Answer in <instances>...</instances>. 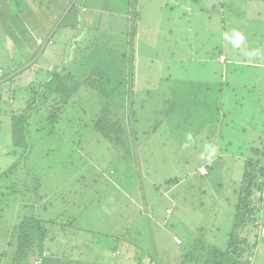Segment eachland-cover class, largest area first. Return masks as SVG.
<instances>
[{"label":"rangeland","instance_id":"rangeland-1","mask_svg":"<svg viewBox=\"0 0 264 264\" xmlns=\"http://www.w3.org/2000/svg\"><path fill=\"white\" fill-rule=\"evenodd\" d=\"M42 1L54 12L42 22L51 19L53 23L68 2ZM93 1L80 2L87 16L93 11L101 15L93 6L99 4L112 8V12L106 11V16L113 13L117 20L109 29L106 17L101 16L87 32L80 25L74 31L62 32L60 36L66 40L72 42L77 38L79 43L74 47L70 42L64 43L56 56H52L51 51L55 52L52 48L41 53L33 66L32 81L38 76L45 78L46 66L50 69L63 59V65L72 69V63L85 46L91 45L95 35H110L118 28L121 31L118 42L122 45L128 19L126 11L123 12L127 5L124 7L122 2L127 0ZM213 1L136 0L131 107L136 147L124 134L110 138L91 129L99 102L104 100L94 89L97 85L107 86L103 74H89L90 86H81L80 98H72L68 105L62 106L65 112L54 135L31 138L41 139L28 166L35 167L32 172L42 182L40 190L48 195V214L62 213L59 216L62 223L66 222L67 214L75 215L79 222L78 229L65 226V232L53 227L51 246L66 254L69 262L65 264H135L128 255L136 258L155 255L163 264H180L182 255L198 237L209 245L226 244L244 162L250 146L264 136V64H260L264 62V45L259 44V33L249 30L259 29V23L264 26V18L247 20V14L243 13L248 9L259 15L264 10L260 6L255 11L247 8L245 0H225L222 10L210 5ZM29 4L32 10L36 9L32 0ZM228 4L231 5L226 9ZM223 11L224 21L232 20L236 30L242 24L247 27L242 32L245 40L239 47L221 37ZM20 17L9 18L10 27L0 18L3 71L16 66L11 57L17 60L22 54L26 61L30 60L49 34L40 21L27 20L22 13ZM222 54L228 57V62H222ZM39 68L42 72L36 76L34 71ZM118 81L114 80L113 85L120 84ZM0 107L2 120L10 107L4 104ZM87 122L89 125L84 126ZM188 133L192 134L193 142L184 147ZM7 142L5 123L0 126V153ZM205 144L216 148L211 163L201 158ZM0 161L3 163L1 158ZM205 171L207 175L199 174ZM12 199L9 198L4 215L0 216V254L8 248L4 232L19 213V200L10 202ZM39 207L36 205V212L41 211ZM260 225L264 227L263 223ZM252 264H264V250L255 254Z\"/></svg>","mask_w":264,"mask_h":264},{"label":"trees","instance_id":"trees-1","mask_svg":"<svg viewBox=\"0 0 264 264\" xmlns=\"http://www.w3.org/2000/svg\"><path fill=\"white\" fill-rule=\"evenodd\" d=\"M78 1L68 0L61 15L53 23L51 19L42 22V19L54 15L51 8L42 0H32V6H36L35 10L30 8L29 0H0V18L5 22L12 17H15V20L21 19L20 13H22V17L26 16L27 20H38L44 30H49V34L36 48L30 60L26 61L21 54L18 56V61L11 57V62L16 66L9 70L3 71L0 65V105L10 107L9 113L5 114L2 120L0 119L1 127L7 123L8 133L7 145L1 149L0 153V158L3 160V163L0 161V216L4 215L9 198H13L10 202L19 200L16 221L8 225V222L2 220L5 225H8L3 237L7 241L8 248L1 252L0 264H34L33 262L37 260V264L69 262L65 253L58 252L51 246L55 236L53 227L59 228L62 232L66 231L65 226L78 229V219L76 221L74 214H72L74 216L67 214L66 222L62 223L59 219L62 213L56 216L48 214L50 200L48 195L40 190L42 182L32 172L35 167L29 168L28 164L36 143L41 140L38 138L32 141L31 138L50 136L57 132L55 127L62 121L60 117L63 115L62 112H65L62 106L65 107L72 98H80L81 86H90L88 85L89 74L93 76L103 74L105 75L103 80L107 83V86H94L104 100L99 102L97 117L91 129L110 138L112 135L117 137L124 134L136 147L131 110L137 30L136 0L122 2L124 7L127 5L123 12L126 11V15L128 14L126 26L123 29L125 35L124 40H121L122 45L118 42L120 38L118 39L117 35L121 34L118 28L110 35L103 33L95 35L91 45L85 46L81 56L72 63L74 65L72 69L68 65H63V59L60 64L55 63L50 69L46 66L45 78L41 79L38 76L42 72L41 68L35 70L38 83L37 80L32 81L33 66L41 53L46 49L51 51L50 48H52L55 52L51 51V54L56 56L59 53L58 50H62L64 43L70 42L71 47L79 43L77 38L72 42L66 40L64 36H60L62 32L74 31L79 25L83 31H86L88 27L92 29V23L101 16L106 17L109 29L114 19L117 20L113 13L106 16L108 14L106 11H111L112 8H102L99 4L93 6L100 11L101 15L98 16L93 11L91 16H87L86 8L80 6L83 0L80 1L81 3ZM31 11L32 16L29 15ZM112 15L114 17H111ZM27 24L25 22V25ZM5 26L10 27V24L7 22ZM96 29L95 25L94 31ZM16 33H18L17 29H15ZM82 35L83 33L79 37ZM34 38L36 42L37 37ZM224 39L226 42H232L229 37ZM29 63L32 64L23 68ZM118 79L120 84L113 85L114 80ZM22 83L28 84L23 86ZM49 102H51L50 107L47 106ZM1 111L2 107H0ZM40 112L44 113L39 114ZM88 125L87 122L84 126ZM263 143L264 137H260L256 145L250 146L249 157L244 162L242 179L234 204L233 223L226 244L223 247L209 245L204 239L198 237L182 255L180 264H252L255 254L259 250H264L260 249L261 246L264 247V227L260 225L261 223L264 225V218H262L264 217ZM206 173L207 171L199 172L201 176L207 175ZM172 181L175 180L167 182ZM36 205L40 206L41 211L36 212ZM75 224L76 227H73ZM119 237L121 236H114V238ZM109 239L117 241L113 238ZM128 256L129 260L135 264H163L155 255L143 257L140 255L139 258H136V255Z\"/></svg>","mask_w":264,"mask_h":264},{"label":"crops","instance_id":"crops-1","mask_svg":"<svg viewBox=\"0 0 264 264\" xmlns=\"http://www.w3.org/2000/svg\"><path fill=\"white\" fill-rule=\"evenodd\" d=\"M243 3H246L247 8H249V9H251L253 11H255L256 8H259V6L264 10V0H258V1L257 0L256 1H254V0H251V1L250 0H245ZM225 4H226L225 0H214L212 3H210V5H212L213 7H218L219 6L222 10L224 9L223 5H225ZM229 5H231V4L226 5V9L229 7ZM189 14H192V12L190 11ZM243 14H247V18H246L247 20L248 19H250V20L254 19L255 20V18L259 17V19H261V21H262L263 18H264V14H263L262 11L259 12V15H257V14H255V12H252V11L247 9V12L243 13ZM224 19L225 18H224V11H223V13L222 12L220 13V23L222 25V34H223L221 37H223V36H224V38L229 37V40L232 41V39H231L232 38V33H230V32L231 31L233 32L236 29L233 26L232 20H229L226 23L225 22L226 20L224 21ZM239 26H240L239 30H241V32H243L244 29L247 28L244 24H242V26L241 25H239ZM249 30H251V33H254V34L259 33V44L260 45H264V26L261 24V27H260V23H259V29H255V28L250 27ZM229 35H231V37ZM223 41H225V39ZM224 44H225V42H224ZM262 51H264V47L263 46H262ZM222 55L224 57L222 62H224V63L228 62V59H227L228 57L225 54H222ZM243 60H244L243 62L245 64H248V62L245 59H243ZM260 64H264V62L262 61V62H260ZM233 65H235V64H232V66Z\"/></svg>","mask_w":264,"mask_h":264},{"label":"clouds","instance_id":"clouds-1","mask_svg":"<svg viewBox=\"0 0 264 264\" xmlns=\"http://www.w3.org/2000/svg\"><path fill=\"white\" fill-rule=\"evenodd\" d=\"M245 40V36L242 32L239 30H234L232 33V43L234 46L239 47ZM250 54V53H249ZM193 142V136L191 133L187 134V143L184 145V147H189L190 144ZM205 151L201 153V158H206L209 163H211L212 156L215 155L216 148L213 145L205 144L204 145ZM206 153V155H205Z\"/></svg>","mask_w":264,"mask_h":264},{"label":"built area","instance_id":"built-area-1","mask_svg":"<svg viewBox=\"0 0 264 264\" xmlns=\"http://www.w3.org/2000/svg\"><path fill=\"white\" fill-rule=\"evenodd\" d=\"M264 149V148H263ZM206 172V171H205Z\"/></svg>","mask_w":264,"mask_h":264}]
</instances>
